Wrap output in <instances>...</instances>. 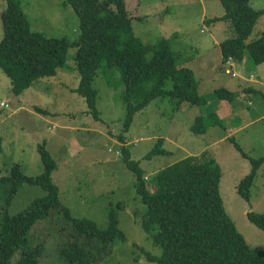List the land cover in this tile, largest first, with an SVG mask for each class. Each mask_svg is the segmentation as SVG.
Masks as SVG:
<instances>
[{"label": "rangeland", "instance_id": "obj_1", "mask_svg": "<svg viewBox=\"0 0 264 264\" xmlns=\"http://www.w3.org/2000/svg\"><path fill=\"white\" fill-rule=\"evenodd\" d=\"M126 2L131 15H144L141 20L133 18L135 34L146 45L169 40L178 55V67L194 72L199 95L210 100L221 88L235 93L232 102L184 104L179 111L168 97L159 98L135 115L124 137L132 160L139 162L145 172L148 189L153 191V179L159 171L182 159L215 160L223 170L221 191L228 214L249 247L263 250L264 231L249 221L248 213H264V165L246 199L239 189L253 167L238 147L251 160L264 157V63L255 65L248 55L242 62H223L221 44L236 37V29L230 20L211 21L225 13L219 0ZM252 2L255 9H264V0ZM5 6V1L0 0V42L4 37L1 13ZM23 6L35 32L50 38L66 37L70 42L79 38L80 21L67 0H24ZM263 33L264 14L247 44ZM75 55L76 48H70L69 68L61 69L56 77L37 81L22 96L13 92L12 80L0 68V177L9 175L16 164L28 176L42 175L45 165L39 147L46 143L58 165L52 180L71 217L90 220L105 231L110 227L112 212L117 215L126 240L116 243L113 255L104 264H152L146 254L160 256L162 248L143 228L147 208L136 193V178L124 163L123 145L118 142L127 113L122 74L115 72L112 85L103 74L96 78L94 88L100 91L97 109L101 112V119L96 120L85 100L73 91L80 80ZM171 87L168 82L166 89ZM38 107L49 114L38 112ZM212 111L223 116V127L211 129L205 136L191 132L195 118L208 116ZM159 140L164 141L163 148L170 156L146 159ZM6 187L9 186L0 185V212ZM46 195L41 186L23 185L10 214H21ZM65 225L63 215L52 210L48 220L36 227L33 238L38 243L55 241Z\"/></svg>", "mask_w": 264, "mask_h": 264}, {"label": "trees", "instance_id": "obj_2", "mask_svg": "<svg viewBox=\"0 0 264 264\" xmlns=\"http://www.w3.org/2000/svg\"><path fill=\"white\" fill-rule=\"evenodd\" d=\"M4 1L0 68L12 80L17 96H22L37 81L56 77L61 69L69 68L68 52L76 48L75 69L80 80L73 91L85 100L89 113L100 120L101 112L97 109L100 91L94 88V82L103 74L112 85L115 72H121L127 113L118 142L123 145V161L136 178V193L147 208L143 228L153 243L162 248L160 256L147 253L148 262L264 264V249H251L227 212L221 191L223 170L215 160L182 159L159 171L150 191L145 172L139 162L132 160L124 137L135 115L156 99L168 97L179 111L184 104L232 102L235 93L221 88L210 100L199 95L194 72L178 67V55L169 40L160 39L146 45L135 34L133 18L141 20L144 15H131L126 0H67L80 21L79 38L73 42L66 37L50 38L35 32L24 10V0ZM219 1L225 13L211 21L230 20L236 29V37L221 44L223 62L228 63L230 59L242 62L248 55L255 65L264 63V33L247 44L264 9H255L252 0ZM168 82L172 85L169 90L166 89ZM37 111L49 114L39 107ZM195 119L190 130L198 136H205L224 124L215 111ZM163 146L164 141L159 140L145 158L170 156ZM238 149L253 167L239 189L249 199V189L264 165V157L251 160L241 147ZM39 152L45 165L42 175L28 176L16 164L9 175L0 177V185L9 186L0 212V264H104L113 255L116 243L126 240L119 229L117 215L112 212L110 227L105 231L90 220L73 219L70 210L60 202L59 189L52 180L58 165L46 143L40 145ZM25 184L41 186L47 195L13 216L10 209ZM52 210L63 215L66 225L57 233L55 241L46 239L38 243L33 238L35 229L48 220ZM248 219L264 231V213L250 212Z\"/></svg>", "mask_w": 264, "mask_h": 264}, {"label": "built area", "instance_id": "obj_3", "mask_svg": "<svg viewBox=\"0 0 264 264\" xmlns=\"http://www.w3.org/2000/svg\"><path fill=\"white\" fill-rule=\"evenodd\" d=\"M234 59H230V61H229V64H234ZM229 73H230V71H228ZM231 74H232V71H231ZM233 75H235L236 76V73H233ZM251 78H253V76H251ZM3 107H5V108H9V105H6V104H4V103H2L1 104Z\"/></svg>", "mask_w": 264, "mask_h": 264}, {"label": "crops", "instance_id": "obj_4", "mask_svg": "<svg viewBox=\"0 0 264 264\" xmlns=\"http://www.w3.org/2000/svg\"><path fill=\"white\" fill-rule=\"evenodd\" d=\"M221 16H222V15H221ZM217 114H218V113H217ZM218 116L220 117V119H222V117H223V116L221 117L219 114H218Z\"/></svg>", "mask_w": 264, "mask_h": 264}, {"label": "clouds", "instance_id": "obj_5", "mask_svg": "<svg viewBox=\"0 0 264 264\" xmlns=\"http://www.w3.org/2000/svg\"><path fill=\"white\" fill-rule=\"evenodd\" d=\"M236 63V62H235Z\"/></svg>", "mask_w": 264, "mask_h": 264}]
</instances>
